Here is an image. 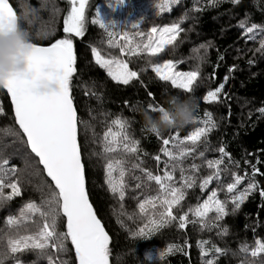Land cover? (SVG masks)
Listing matches in <instances>:
<instances>
[{"label": "trees", "instance_id": "16d2710c", "mask_svg": "<svg viewBox=\"0 0 264 264\" xmlns=\"http://www.w3.org/2000/svg\"><path fill=\"white\" fill-rule=\"evenodd\" d=\"M9 1L16 11L18 26L29 33L31 42L50 45L65 36L63 21L70 9L68 0ZM100 2L93 0L95 6ZM154 3L124 0L122 9L116 12L119 18H142L137 29L146 34L151 27L161 23H179L182 30L173 44L166 45L156 57L145 53L138 56L124 54L129 68L138 73V78L128 85L112 80L92 55V48L107 56L121 55L120 48L109 43L114 39L116 44L122 45L124 41L119 33L114 35L113 31L110 37L108 31L111 29L106 31L87 17L84 36L73 38L76 71L70 81V95L78 112L77 138L85 165L87 192L109 236V264H206L209 259L214 260V264H264V253L255 258L250 255L255 241H264V197L260 194L264 191V113L259 111L264 108V51H257L264 39V31L255 32V39H249L250 34L239 27L241 22L247 27L253 24L264 27V0H239L237 4L232 0H217L215 4L210 0H177L162 11L155 8ZM200 45H206V48ZM197 56L203 59H197ZM166 60L176 61L179 68L187 71L199 65V76L191 86V92L174 88L152 72L150 61ZM230 68L233 69L231 72ZM221 83L225 86L218 100L205 102L203 96ZM171 97L192 98L195 101L193 118L182 127L161 131L158 136L145 127L142 112L147 110L153 117L158 116L159 108L169 107ZM150 104L157 110L149 109ZM205 112L211 114L216 127L193 146L185 138L197 128L205 127ZM117 117L127 121L125 132L137 141L136 154L124 155L120 151L111 154L117 159L124 155L127 161L123 198L110 190L107 181H118L119 173L106 174L107 158L103 154L104 133L109 128L119 131L113 124ZM172 137L177 141L185 140L184 147L194 149L182 159L180 167L185 169V176L194 177L195 184L192 188H182L184 198L172 209L175 220L151 232L145 229L143 236L133 235L148 224L149 216L158 219L151 208L147 214L140 212L141 201L159 196L161 192L159 185L148 181L141 169L163 176L168 158L160 149L172 148ZM163 139H169L170 144L163 145ZM26 141L15 122L11 97L0 85V160H9L7 167L15 166L14 175L21 188L19 196L0 203V250H6L7 234L31 235L43 226L38 213L31 215L19 228L10 229L7 217L19 216L28 202L46 210L44 201L55 190ZM221 146L229 155L223 157L219 166V180H213L201 191V180L215 171L209 169L206 162L221 159L218 151ZM200 152H204L202 157ZM156 156L160 157L159 163ZM133 163L140 167L132 168ZM193 163L199 166L198 170L192 171ZM251 165L259 169L254 177L256 187L240 208L233 211L232 194L227 193L226 185L233 182L232 174L236 173L244 177L237 190L244 191L253 179ZM167 170L171 171V167ZM171 183L181 188L179 167L173 172ZM137 184L141 187L137 188ZM213 189L217 191V198L225 202L227 215L216 220L215 212H209L204 220L210 226L202 228L200 218L193 213ZM10 191L5 189V193ZM155 211L162 209L158 205ZM185 213L186 226L180 229L179 216ZM65 225L66 221L62 219L57 231H66ZM205 241L207 243H202ZM242 245L247 246V253L240 251ZM214 247L220 248L221 253H216ZM202 250L207 254L202 255ZM160 253H164L162 259ZM49 258L52 264H78L70 239L65 241L64 251L53 248L50 242L43 251L28 247L9 254L4 264H49Z\"/></svg>", "mask_w": 264, "mask_h": 264}, {"label": "snow or ice", "instance_id": "6c2138e0", "mask_svg": "<svg viewBox=\"0 0 264 264\" xmlns=\"http://www.w3.org/2000/svg\"><path fill=\"white\" fill-rule=\"evenodd\" d=\"M86 2L87 0H70L71 9L63 21V32L65 33L63 38L56 39L48 46H39L33 42L29 44L27 54L29 76H13L0 82V85L7 90V94L11 97L15 122L26 136L28 147L39 158V164L43 166V170L51 178L55 189L50 193L49 198L44 201L47 205L46 210L37 206L34 202H28L21 209L19 216L7 217L6 223L10 229L19 228L31 215L38 213L43 220V226L31 235L13 236L7 234L6 250H0V264H4V260L9 254H15L28 247L40 249L41 251L46 250L50 242L53 248L64 251L65 241L69 239L75 249L78 264H109V236L105 232L101 220L97 218L93 206L89 203V195L86 191L85 165L82 163L81 146L77 139L78 119L76 110L73 107V98L70 95V81L76 71L74 68L76 56L74 54L73 38L82 37L85 34ZM117 2L122 4L124 0H117ZM176 2L177 0H163L162 3L155 4L154 7L162 11ZM216 2L217 0H210L212 4ZM232 3L237 4L239 0H232ZM92 23L98 24L100 28L106 31L116 29L114 26L104 25L98 13H96V18ZM17 27H19L17 16L13 8L10 7L8 0H0V32ZM138 27L139 25L132 26V28ZM239 27L250 34L249 39H255L254 32L259 26L253 24L251 27H247L245 22H241ZM181 30L179 23H173L159 29L156 27L151 28L146 41H136L134 36L130 37L129 33L124 32L121 35V39L124 41L122 45L116 44L114 39L110 40L109 43L119 47L121 55L138 56L145 53L149 57H156L165 50L166 45L173 44ZM260 30L264 31V28ZM108 35L112 37L113 31H108ZM135 35L143 37L144 33L136 32ZM200 47L206 48V45H200ZM257 51H264V39L260 41V48ZM92 55L96 63L107 70V74L112 80L128 85L130 81L138 78L137 71L131 70L127 62L117 58L104 59L96 48H92ZM196 58L203 59L200 56ZM149 63L152 72L161 81L170 82L174 88L185 92H191V86L199 76V65L190 71H177V65L172 60H166L163 63H151L150 61ZM232 70V68L229 69L230 72ZM225 80H227V77H225ZM40 81H47L55 84L56 87L51 91L38 92L36 88ZM224 86V83H221L214 90L208 91L203 96V100L205 102L217 101ZM149 109L152 111L157 110L151 104ZM163 111V108H159V112ZM259 111L264 113V108ZM205 117L207 118L204 121L205 127L197 128L185 138L193 146L201 140L202 136L206 137L211 128L216 127L210 113L205 112ZM113 124L116 125L119 131L114 132L112 128H109L104 133L103 154L107 158L105 171L106 174L119 173L118 181L114 182L109 179L107 183L112 192L119 193L120 197L123 198V177L125 176V164L127 163L124 155L136 154L137 141L132 140L126 134L127 121L117 117ZM154 133L160 135V132ZM185 140L177 141L176 137H172L173 147H162L160 149L164 156L168 158L164 164L163 176L153 175L150 171L141 169L148 181H155L159 185L161 192L159 196L148 197L141 201L139 204L140 212L141 214H147L149 208H151L158 219L149 216L148 224L141 228L139 232L133 233V235L143 236L145 235V229L151 232L176 219L172 209L184 198L182 188H192L195 184L194 177L191 175L185 176V169L180 167L182 159L194 150L184 147ZM169 144V139H163V145L167 146ZM118 151L124 154L120 159L111 155ZM218 151L221 154V159L206 162L207 167L215 169V171L201 180V191L213 180H219V166L223 163V157L229 154L225 152V148L222 146ZM203 155L204 152H200V156ZM155 159L157 163L160 162L159 156H156ZM9 163L7 159L0 160V203L10 201L14 196L21 194L18 179L14 175L16 168L15 166L7 167ZM139 167V164H132V168ZM169 167H171V171L167 170ZM178 167L181 173V188L174 187L171 183L173 172ZM251 167L253 169V179L244 191L237 190V185L244 177L236 173L232 174L233 182L226 185L227 193L232 194L233 211L240 208L244 199L256 187L254 177L259 169L255 165H251ZM198 168L199 166L195 163L191 165L192 171H196ZM136 179H139V177H136ZM136 187L140 188L141 185L137 184ZM5 189L11 191L5 193ZM234 190L238 194L234 193ZM260 194L264 197V191ZM158 205L162 211L156 212ZM212 211L216 214V220H220L227 215L226 204L217 198L215 189L211 191L203 204L197 206L193 213L194 216L200 218L202 228L210 226L204 218ZM62 219L66 221V231H57ZM186 222L187 213L179 216L178 227L184 229ZM224 231L226 232L227 229H224ZM202 243H207V241ZM170 250L171 246H169ZM214 251L221 253L222 250L214 247ZM240 251L247 253V246L242 245ZM259 253H264V241L256 240L255 247L252 248L250 255L255 258ZM201 254L206 255L207 253L202 250ZM163 256L164 253L159 254V258L162 259ZM49 264H52L51 258H49ZM206 264H214V260L209 259Z\"/></svg>", "mask_w": 264, "mask_h": 264}, {"label": "clouds", "instance_id": "9594fccd", "mask_svg": "<svg viewBox=\"0 0 264 264\" xmlns=\"http://www.w3.org/2000/svg\"><path fill=\"white\" fill-rule=\"evenodd\" d=\"M31 43L29 33L19 27L0 32V82L13 76H29L27 54ZM55 84L40 81L36 90L47 92ZM169 107L153 117L147 110L142 112L144 125L151 132H161L170 127H182L193 118L195 101L192 98L171 97Z\"/></svg>", "mask_w": 264, "mask_h": 264}, {"label": "rangeland", "instance_id": "374dc122", "mask_svg": "<svg viewBox=\"0 0 264 264\" xmlns=\"http://www.w3.org/2000/svg\"><path fill=\"white\" fill-rule=\"evenodd\" d=\"M68 1L70 3V0H68ZM148 1H150V2L154 1L155 2L154 5L157 3L163 2V0H148ZM122 4H124V2ZM122 4L117 2V0H101L100 4L95 6L93 3V0H87L86 6H85L84 30H85V24H86L87 17L88 18L90 17V20L93 21L96 18V13H98L100 20L104 25L109 26V27L114 26L116 28L115 30L111 29L112 31H114V35H115V33H119L120 35H122L124 32H127V33H129L130 37L134 36L135 40L139 38L141 40L146 41L147 36L150 33L151 29L148 30V32L146 34V33H144L143 30H139L137 28H132L133 25H140L142 23V18L138 19L135 16L133 18H119L116 11H120L122 9ZM70 9H71V4H70ZM70 9H69V11H70ZM171 24L161 23L160 25H157V26L155 25L154 27L159 29V28L164 27L165 25H171ZM151 28H153V27H151ZM261 28H264V27H258V29L255 30V32H262L260 30ZM128 29L132 30V32L128 31ZM136 32H142V33H144V36L143 37L136 36L135 35ZM98 52H99L100 56L104 59L117 58V59H120V60H123L126 62V60L124 59V55L107 56V55L101 53L100 51H98ZM172 61L174 63H176V65H177L176 61H174V60H172ZM163 62L164 61L159 62V63H163ZM176 70L177 71H187V70H182L178 66L176 67Z\"/></svg>", "mask_w": 264, "mask_h": 264}, {"label": "water", "instance_id": "95a60500", "mask_svg": "<svg viewBox=\"0 0 264 264\" xmlns=\"http://www.w3.org/2000/svg\"><path fill=\"white\" fill-rule=\"evenodd\" d=\"M8 3H9V5H10V7H12L13 8V11H14V13L16 14V11H15V9H14V7H13V5L11 4V2L8 0ZM17 16V15H16ZM39 46H48V45H39ZM6 90V89H5ZM7 91V90H6ZM73 107H74V109L76 110V114H77V119H78V112H77V109H76V107H75V105H74V103H73ZM77 127H78V124H77ZM78 139V138H77ZM34 154V153H33ZM35 155V154H34ZM38 158V157H37ZM39 159V158H38ZM42 166V165H41ZM43 167V166H42ZM46 173V172H45ZM51 179V178H50ZM86 191H87V188H86ZM89 203L91 204V202H90V199H89ZM92 205V204H91ZM93 210H94V208H93ZM94 212H95V210H94ZM98 218V217H97ZM99 219V218H98ZM102 224V223H101ZM103 226V225H102Z\"/></svg>", "mask_w": 264, "mask_h": 264}]
</instances>
